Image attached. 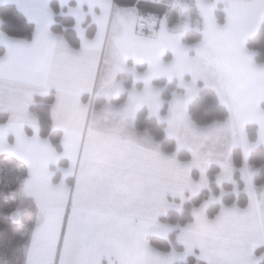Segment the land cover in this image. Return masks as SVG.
<instances>
[{
  "label": "snow or ice",
  "instance_id": "1",
  "mask_svg": "<svg viewBox=\"0 0 264 264\" xmlns=\"http://www.w3.org/2000/svg\"><path fill=\"white\" fill-rule=\"evenodd\" d=\"M59 2L0 0V264H264V0Z\"/></svg>",
  "mask_w": 264,
  "mask_h": 264
},
{
  "label": "trees",
  "instance_id": "2",
  "mask_svg": "<svg viewBox=\"0 0 264 264\" xmlns=\"http://www.w3.org/2000/svg\"><path fill=\"white\" fill-rule=\"evenodd\" d=\"M50 5L53 12L55 13V24L51 28L52 31H54L55 33L63 34L66 38L69 39V41L74 46L79 47L80 43L76 36L75 31L71 27L65 30L66 25H70L73 23L72 18L70 16H64L60 14L61 8L59 7L56 1H52ZM7 10L11 12H15L16 9L14 5H9ZM218 15L222 19V15L220 12L218 13ZM34 28L35 26L33 23L26 21L24 25L20 26V28H14L11 29L10 31L12 32L13 35L24 36L27 37L28 39H31ZM86 33L89 36V38H91L94 34V28L92 26L87 27ZM246 200H247L246 196L242 198V202H246ZM201 264H203V262H201Z\"/></svg>",
  "mask_w": 264,
  "mask_h": 264
},
{
  "label": "crops",
  "instance_id": "3",
  "mask_svg": "<svg viewBox=\"0 0 264 264\" xmlns=\"http://www.w3.org/2000/svg\"><path fill=\"white\" fill-rule=\"evenodd\" d=\"M52 1H56L57 3H58V5H59V7L61 8V5H60V2H59V0H48V6L51 8V2ZM69 2L71 3V4H75V0H69ZM141 3H144V4H147V0H141ZM15 6V5H14ZM67 7H68V5H65L64 6V10L65 11H67ZM85 7H87V6H85ZM52 9V8H51ZM53 11V10H52ZM221 13V15H222V18H223V13L222 12H220ZM55 14V13H54ZM88 21H91V17L89 16L88 17ZM31 23H33L34 24V26H35V23L34 22H31ZM55 24V15H54V17H53V23L50 25V29L52 28V26ZM91 26L94 28V31H95V24H91ZM85 27H86V29H87V27H89V26H87V25H85ZM51 31H52V29H51ZM54 32V31H53ZM55 33V32H54ZM76 33V32H75ZM86 35H87V33H86ZM94 35V34H93ZM76 36H77V38H78V40H79V43L81 42L80 41V39H79V37H78V35L76 34ZM0 51H3V48L2 47H0Z\"/></svg>",
  "mask_w": 264,
  "mask_h": 264
}]
</instances>
